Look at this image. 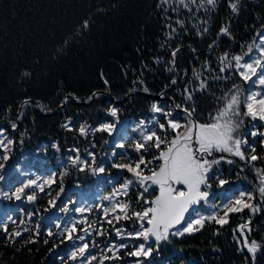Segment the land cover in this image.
Segmentation results:
<instances>
[{
	"label": "trees",
	"instance_id": "16d2710c",
	"mask_svg": "<svg viewBox=\"0 0 264 264\" xmlns=\"http://www.w3.org/2000/svg\"><path fill=\"white\" fill-rule=\"evenodd\" d=\"M231 3L237 0H216L215 6L206 0H0V139L13 142L7 150L0 148V223L7 224L10 233L21 232L9 239L0 229V264H82L78 249L84 244L97 258L92 264H264V207L254 214L249 209L229 213L223 226L205 221L199 231L170 235L159 245L154 239L146 242L125 235L140 230L135 218L116 221L113 217L122 215L119 210L105 217L100 208L111 207L104 197L134 179L127 169L111 165L135 166L139 154L129 142L139 138L142 121L146 128L156 127L159 114L152 104L178 114L181 123L182 108L195 107L193 118L203 123L219 107L217 98L233 85L240 86L242 99L249 91L264 90L243 82L232 69L219 72L224 67L220 57L243 55L254 41L260 43L257 33L264 31V0H238L236 12ZM85 21L87 28L82 27ZM223 27L230 35L220 34ZM251 55L259 53L254 49ZM194 73L206 78L209 88L194 91L192 101H187L185 89L199 87ZM216 75L228 79L213 80ZM112 108L118 109L117 117L110 115ZM240 119V135L264 157V135H250L264 134V121ZM105 123L115 124L111 134L99 131ZM81 126L86 137L80 134ZM92 130L97 133L91 135ZM122 142L125 146L117 147ZM250 152L249 148L246 155ZM155 154L154 149L146 153L145 160ZM77 155L89 162L95 157V166H103L105 172L93 175L86 166H73L71 158ZM208 159L220 160L212 166V186L206 190L213 202L224 198L218 204L221 209L240 191L252 193L257 197L253 203H259L255 169H264V159L251 166L228 153L217 152ZM220 179L228 183L221 186ZM30 180L43 185V191L33 185L16 199V190ZM142 191L133 184L127 196L114 200L128 201L131 210L140 211L148 206L137 203ZM32 194L35 199L30 201ZM145 198L154 195L145 193ZM200 203L189 209L186 219L201 213H196ZM82 220L87 222L81 224ZM73 223L76 231L69 239L64 229ZM241 225L248 226L243 233ZM117 228L122 235L116 234ZM245 238L248 244L255 240L260 245L254 258ZM141 243L151 246L149 256L128 255ZM121 244L127 247L119 248Z\"/></svg>",
	"mask_w": 264,
	"mask_h": 264
},
{
	"label": "snow or ice",
	"instance_id": "6c2138e0",
	"mask_svg": "<svg viewBox=\"0 0 264 264\" xmlns=\"http://www.w3.org/2000/svg\"><path fill=\"white\" fill-rule=\"evenodd\" d=\"M164 2H167V0H164ZM206 2L208 5L215 6L216 4V0H206ZM181 3H183V0H181ZM193 3H195V0H193ZM237 3L230 4L233 12L238 11ZM184 6L187 7L186 4ZM82 27L87 28L88 22L85 21ZM207 31V29H204V32ZM220 34L230 35L228 27L221 28ZM257 36L260 39V43H255L254 41L252 45L248 46V51L243 55L232 56L230 60L227 54L220 57V62L224 67H221L219 72L222 73L228 69H232L243 82L249 83L252 87L258 84L264 88V31L258 32ZM254 49L258 51L259 56L253 57L251 55ZM178 51L179 49H176L172 52L173 64H175V57ZM245 57H248V59L246 60ZM207 67L210 70V66ZM172 70L169 69V71ZM194 76L199 81V87L198 89H185L187 95L184 98L187 101H192L194 91H205L209 88V82L206 78L201 79L199 73H194ZM226 79L228 77L221 75L213 76V80ZM176 83V80H172V84ZM144 90L148 91L147 88ZM217 100L219 107L216 109L215 114L210 116L209 122L203 123L193 118L195 107L182 108V111L185 113V122L181 123L178 119V114L174 116L173 112L165 111L163 107L155 103L152 104V111L159 114L154 119L156 127L154 129L146 128L142 121L139 125V138L129 142L130 146H134V151L139 154L135 166L132 163H113L111 165L113 168L127 169L129 173H132L134 179L126 180L119 188L114 189L111 194L104 197L105 200L109 201L111 207L100 206L105 217L119 210V213L122 215H115L113 219L116 221H120L121 219L132 220L135 218L136 221L140 222L139 231L126 233L125 235L134 236L137 239L143 238L146 242L154 239V242L159 245L161 241L167 240L170 235L182 236L185 233L199 231L203 228L205 221H213L223 226L228 223L227 217L229 213H240L245 209H249L254 214L260 211L261 207H264V169L256 168L255 172L259 179L257 185L259 203H253L254 200H257V197L252 193L240 191L237 197L234 199L229 198L224 203L222 208L223 215L214 213L207 217L201 216L196 219H186L185 214L189 212V209L193 205L199 204L202 200L206 201L209 197V192L206 189L211 188L210 181L213 179V176H210L209 173L213 164H218L220 160H209L208 157L213 156L217 152L228 153L231 156L239 157L241 160L248 162L250 166L252 162L264 159V157L255 154V147L249 145L248 140L241 136L239 132L243 124V120L240 119L241 117H250L253 121L257 119L264 121V90L249 91V94L242 99L240 86L233 85L232 89L223 93ZM28 102L26 100L24 103L27 104ZM176 107L181 108V105H176ZM242 107L244 109L243 112L241 111ZM110 115L117 117L118 109H110ZM161 120L164 122H160ZM12 128L15 129L16 125L13 124ZM114 128V123H105L100 126L99 131H107L111 134ZM79 131L81 135L87 134L84 126H81ZM0 135H3V133L0 132ZM250 135L256 137L257 135L264 134L251 132ZM12 143L11 140L5 142L4 139H0V148L7 150V145ZM124 146L123 142L117 145L120 148ZM249 148L251 152L246 155ZM153 149L156 151V154L153 155L152 160L146 161L145 154H151ZM89 155L92 154L89 153ZM115 155L117 154L114 152L113 156ZM2 158L7 160L8 156L4 155ZM220 159H225V157L221 156ZM232 162L228 160V163ZM71 163L73 166H86L93 175L105 172L103 166H95V157H93L92 162H89L82 160L77 155L71 158ZM142 165L143 168L141 167ZM0 167H3V165H0ZM145 169H147V173H145ZM78 170L84 171L85 169L84 167H80ZM44 183L49 182L45 181ZM218 183L223 186L228 182L220 179ZM133 184L143 189L139 193L137 203L142 201L148 205L140 211L131 210V203L128 201L114 200V197L120 195L127 196L129 188ZM33 185L43 191V185L30 180L24 187L16 190V193H14L16 199H20L21 195L24 194V188H31ZM150 189H152L151 192L149 191ZM145 193L154 195V199H146ZM28 199L30 201L34 200L35 195H28ZM75 211L83 213L86 211L90 212L91 209L76 208ZM86 222V220L80 221L81 224ZM107 223L111 225L112 219H108ZM247 227V225H241V233ZM0 229L4 231L9 239L21 236L20 231L10 233L7 224L0 223ZM81 230L88 231L86 228ZM248 230L249 232L251 231L250 228ZM64 231L69 234L68 238L72 239L71 233L76 231V224L73 223L70 228H65ZM48 234L52 235L51 232ZM98 234L104 235L103 232L99 231ZM116 234L118 236L122 235L121 229L117 228ZM76 238L84 240V236ZM244 243L248 253L254 258L260 245L255 240L248 244L247 238H245ZM118 247L124 248L127 245L121 244ZM87 249V244L78 249V253L82 258V264H92V261L97 259L94 255H89ZM111 250L109 249V251ZM151 252V246L145 247V244L141 243L135 251L128 253V255L147 257ZM71 258L75 260L77 252H73ZM112 258L105 257V259ZM100 264H103V261Z\"/></svg>",
	"mask_w": 264,
	"mask_h": 264
},
{
	"label": "rangeland",
	"instance_id": "374dc122",
	"mask_svg": "<svg viewBox=\"0 0 264 264\" xmlns=\"http://www.w3.org/2000/svg\"><path fill=\"white\" fill-rule=\"evenodd\" d=\"M243 109V108H242ZM257 121H260L259 119H257ZM115 123V122H114ZM13 129V128H12ZM94 133H97V132H95L94 130H92L91 131V135L92 134H94ZM83 136H85V135H83ZM86 137V136H85ZM211 157V156H210ZM210 157H208V158H210ZM224 195H225V193H224ZM220 198H222V195L220 194V197H219V199ZM89 201V200H88ZM225 200H224V198H222V199H220L217 203L216 202H213V198H212V196H211V193H209V197L207 198V200L206 201H201L202 203H200L201 204V207L200 208H197V210H196V213H198V211H201V213H199L197 216H196V218H198V217H201V216H204V217H207V216H211V215H213L215 212L217 213V214H219V215H223V212H221L220 210H222L221 208H220V206L218 205V204H220V203H223ZM195 218V219H196ZM173 231H175V230H173ZM185 234H191V233H185ZM184 234V235H185ZM180 237V236H179Z\"/></svg>",
	"mask_w": 264,
	"mask_h": 264
}]
</instances>
